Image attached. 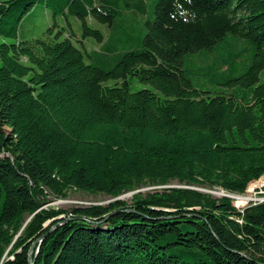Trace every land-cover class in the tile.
Masks as SVG:
<instances>
[{
  "label": "trees",
  "instance_id": "1",
  "mask_svg": "<svg viewBox=\"0 0 264 264\" xmlns=\"http://www.w3.org/2000/svg\"><path fill=\"white\" fill-rule=\"evenodd\" d=\"M36 5L99 46L20 41ZM0 39V264H264V201L173 188L44 208L262 177L264 0H0Z\"/></svg>",
  "mask_w": 264,
  "mask_h": 264
},
{
  "label": "rangeland",
  "instance_id": "2",
  "mask_svg": "<svg viewBox=\"0 0 264 264\" xmlns=\"http://www.w3.org/2000/svg\"><path fill=\"white\" fill-rule=\"evenodd\" d=\"M90 27L94 29H98L106 35L107 28L103 25H100L96 22H90ZM67 34H73L71 40L73 44L82 52L84 50L91 51L96 49L99 45L94 39H84L82 38V33L80 29L79 22L71 17H63V16H56L53 17L51 12L46 9L44 6L36 5L30 13L24 16L23 20L20 23V27L18 30V39L20 41H27L32 39L38 38H45V39H63ZM133 36L138 38V31L133 30ZM12 43L13 40H2L0 39V43ZM84 61L86 64L89 63V60L84 57ZM129 87L131 91H136L139 89H150L153 88L149 85H142L134 80H129ZM120 84V81H108L106 85H113V84ZM154 91V90H153ZM173 188H181V189H192L198 191L202 194L210 195L215 199L221 198L223 196H229L230 199L233 200V205L236 208L244 209L250 203L256 204L261 203L264 201V175L260 177L258 180L251 182L245 193L242 195L238 194H227L223 190L219 188H206V187H193L188 186L185 184H180L177 181H171L165 185H147L143 188L137 189L133 191V194L125 193L119 196L118 200H124L131 202V198L134 194H141L145 195L152 192L162 191L164 189H173ZM242 199L247 203L244 205H239L237 199ZM116 199V198H115ZM115 199H111L110 197L104 195H89L85 194L80 191L71 190L67 193V198L64 200L61 199H54L52 197L47 198V203L45 204L44 208H54V209H61V210H69L73 207H87V206H106ZM64 215L59 216L58 218H62Z\"/></svg>",
  "mask_w": 264,
  "mask_h": 264
},
{
  "label": "water",
  "instance_id": "3",
  "mask_svg": "<svg viewBox=\"0 0 264 264\" xmlns=\"http://www.w3.org/2000/svg\"><path fill=\"white\" fill-rule=\"evenodd\" d=\"M134 192H130V193H128V194H133ZM226 197H228V198H231V197H229V196H226ZM119 199V198H118ZM117 198L115 199V200H118ZM32 256H31V251H30V253H29V258H28V260H29V263L30 264H32V258H31Z\"/></svg>",
  "mask_w": 264,
  "mask_h": 264
},
{
  "label": "built area",
  "instance_id": "4",
  "mask_svg": "<svg viewBox=\"0 0 264 264\" xmlns=\"http://www.w3.org/2000/svg\"><path fill=\"white\" fill-rule=\"evenodd\" d=\"M237 210H238L239 212H242V211H243V209H239V208H237Z\"/></svg>",
  "mask_w": 264,
  "mask_h": 264
},
{
  "label": "bare ground",
  "instance_id": "5",
  "mask_svg": "<svg viewBox=\"0 0 264 264\" xmlns=\"http://www.w3.org/2000/svg\"><path fill=\"white\" fill-rule=\"evenodd\" d=\"M237 200L242 201V199H239V198Z\"/></svg>",
  "mask_w": 264,
  "mask_h": 264
}]
</instances>
